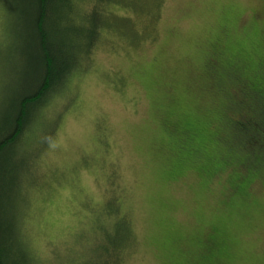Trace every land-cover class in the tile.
<instances>
[{"label": "rangeland", "instance_id": "374dc122", "mask_svg": "<svg viewBox=\"0 0 264 264\" xmlns=\"http://www.w3.org/2000/svg\"><path fill=\"white\" fill-rule=\"evenodd\" d=\"M75 2L65 20L98 37L65 41L80 66L0 163L32 264L120 244L111 264H264V151L228 126L259 116L242 89L264 86V0ZM30 24L0 0V129L35 73Z\"/></svg>", "mask_w": 264, "mask_h": 264}, {"label": "trees", "instance_id": "16d2710c", "mask_svg": "<svg viewBox=\"0 0 264 264\" xmlns=\"http://www.w3.org/2000/svg\"><path fill=\"white\" fill-rule=\"evenodd\" d=\"M19 1L25 11V16L32 19V24L29 27L33 33L35 32L32 39L37 52L34 59L35 73L32 78L29 77L26 80L24 89L17 93L8 104L7 117L0 129V163H8L15 154V149L21 148L23 150L24 137L28 133L30 125L36 120L37 113L42 106L47 104L52 95L64 88L73 70L78 65L75 49L73 53L69 50H63L65 41L72 38L80 40L84 37L85 40L91 38L92 44L98 37V34H93V29L81 33L77 28L69 26V23L65 20L68 10H71L69 6L71 3L76 5V0ZM93 18L99 19L97 16ZM62 20L67 23L64 29H61ZM99 22L101 24V18ZM219 77H222V73H218V79ZM247 85L243 87L242 92L245 93V97L250 99L249 101L252 100L259 105V116L248 118L236 116V118L230 119L232 121L228 122L230 127L228 128L231 130L229 137L234 142L236 132H241L244 144H248L251 149L254 146L253 148L256 147L260 151H264V86H262V82L260 84L256 81H253L251 85ZM231 101L229 107H226L235 110L237 104L233 99ZM238 106L241 105L238 104ZM226 144L228 146V143ZM229 147L230 150L236 152L233 146L229 145ZM262 159L264 160V156ZM3 180L5 184L7 182L11 184L10 192H5L8 195L5 193L0 194L2 197L0 204L2 205L4 201L5 206L8 196L11 201L13 183L6 178H3ZM4 209H6V206ZM15 213L18 215V211H0V264H32L30 255L18 236ZM214 241L212 240L211 243L213 244ZM121 246L120 244L113 249V259L110 258L104 264H111V259H116Z\"/></svg>", "mask_w": 264, "mask_h": 264}, {"label": "snow or ice", "instance_id": "6c2138e0", "mask_svg": "<svg viewBox=\"0 0 264 264\" xmlns=\"http://www.w3.org/2000/svg\"><path fill=\"white\" fill-rule=\"evenodd\" d=\"M90 3V0H80L82 6H87Z\"/></svg>", "mask_w": 264, "mask_h": 264}]
</instances>
